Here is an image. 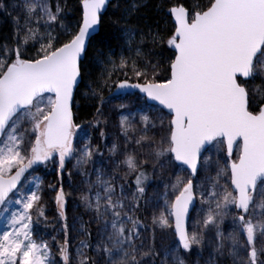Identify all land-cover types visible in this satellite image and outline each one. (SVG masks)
Returning a JSON list of instances; mask_svg holds the SVG:
<instances>
[{"label": "snow or ice", "instance_id": "obj_1", "mask_svg": "<svg viewBox=\"0 0 264 264\" xmlns=\"http://www.w3.org/2000/svg\"><path fill=\"white\" fill-rule=\"evenodd\" d=\"M109 6L129 55L98 50L93 76L85 58ZM143 7V0H79V19L69 27L67 0H0L13 24L11 38L0 41V264H264V0L172 5L166 39L158 24L154 30L138 22ZM165 43L172 50L166 67L158 58L163 49L157 52ZM130 89L157 102L159 114H141L135 124L121 115L125 140L136 150L110 170L90 173L87 166L103 153L90 141L75 143L82 127L74 118L76 96L101 115L107 105L129 109ZM117 151L114 143L110 152ZM50 163L58 177L47 185L55 191V223L44 182L34 175ZM70 164L84 177L79 199L90 213L79 229L67 215ZM168 173L146 242L138 213L151 203L150 179ZM49 227L56 232L50 240L41 234ZM155 228L171 230V242L161 237L157 244Z\"/></svg>", "mask_w": 264, "mask_h": 264}, {"label": "rangeland", "instance_id": "obj_2", "mask_svg": "<svg viewBox=\"0 0 264 264\" xmlns=\"http://www.w3.org/2000/svg\"><path fill=\"white\" fill-rule=\"evenodd\" d=\"M126 50V49H125ZM127 55H129L128 51L126 50ZM125 54V52L123 53ZM121 54L118 55L120 57ZM138 94H131L129 96V100L131 101V105L129 109H126L124 111H119L113 107V105H107L103 108L102 114L97 115L94 118V120L82 126L80 129L76 130V136H75V143L80 146L83 143L91 142L93 145L99 146L100 152L103 153L102 156H96L94 159L97 161L95 165L89 164L87 166V170L90 173L94 172V168L104 167L106 170H110L113 164L117 161V158L123 159V153L125 151L127 152H133L136 150V145L131 142H126L125 136L123 134V131L120 127V119L121 115H125L129 117V120L132 121L134 124L137 123L140 119L141 114H149L152 116L158 115V107L151 106L146 104L145 100L140 97V99H137ZM118 103V101L113 102ZM96 120L100 121V124L96 125ZM103 131L105 133V136L102 138L100 136V132ZM132 133H129V137H131ZM116 144L118 146L117 156H113L110 152V149L112 148L113 144ZM216 148L214 146H210V152L213 154V158H215ZM222 155V154H221ZM235 158V152L234 157ZM223 163V160H221ZM72 163H75L73 160ZM39 168V171L35 172L34 175L40 176L41 179L44 182V193H45V202L47 204V215L50 221H53L55 223V214H56V205L54 201L55 197V191H52L47 188V185L49 183L51 184H57L58 183V177L55 170V165L49 164L47 167L43 165L37 166ZM69 170L72 171V177L71 181H69V178L67 174L64 176L63 184L66 192L71 193V195L68 196V204H67V215H68V222L70 225L74 226V229H79L81 222H87L90 219V213H87L83 207V205L80 202V190L84 187L82 185L81 181L84 179L81 175H79L75 169L71 168V164L69 165ZM151 170V169H150ZM214 175V171L212 172ZM171 173H168L164 176L163 179H160L159 177H153L148 182V188H147V196L150 198L151 203L149 204V207L146 211H141L138 213L140 216L143 227L140 229L143 237L145 238L146 242H150L152 232H153V225H152V214L156 210V205L159 204L161 209L163 208V199H162V193L164 191V184L168 181V179L171 177ZM131 176L129 177V183H131ZM174 178V177H173ZM92 180H95V175L93 174L91 176ZM29 180H31V177H29ZM222 183L224 181H221ZM69 183H71V187H69ZM169 193L171 196V189H169ZM201 205L199 204V201L196 202V208L199 209ZM205 207V211L207 206ZM233 214H235V210L233 209ZM8 215V214H6ZM193 221L197 219L196 212L191 213ZM4 217L0 216V232L4 230ZM231 215L226 218L225 224L223 227L226 230V234L228 230H231ZM57 231L59 230V224L56 225ZM191 227V224H190ZM93 230L95 229V225H92ZM155 233L157 237V244L161 242V237L164 238L165 242H171L172 236H171V230H166L162 232L159 228H155ZM44 235L45 239L51 238V235H56V232L52 231V228L49 227L44 232L41 233ZM212 233L208 234V239H211ZM62 234L58 236V239L62 240ZM71 243L73 249H75L78 238L76 235V231L73 230L71 232ZM241 243H243V240H241ZM55 251V248L53 249ZM204 258H208V252L207 250L204 253Z\"/></svg>", "mask_w": 264, "mask_h": 264}, {"label": "trees", "instance_id": "obj_3", "mask_svg": "<svg viewBox=\"0 0 264 264\" xmlns=\"http://www.w3.org/2000/svg\"><path fill=\"white\" fill-rule=\"evenodd\" d=\"M6 3H10L11 0H5ZM115 2V0H111ZM128 3H131V0H127ZM145 7H143L138 14L144 19H140L138 22L141 25H151L155 30L156 25H159V31L162 35L167 38L168 30L172 28V21L169 16L166 14L167 9L176 4H192L199 3L201 6L206 5L208 0H143ZM163 6L162 8L160 6ZM68 12L66 14L65 23L69 27H74L77 20L79 19V13L77 11L79 7V0H67ZM11 11V9H9ZM16 15V13H13ZM115 10L109 6L104 15H103V24L98 28L97 33L94 35V39L91 40L88 46V55L85 58V63L89 66V71L93 76L98 72V66L96 64L97 52L98 50H103L105 53L111 52L114 54V58L119 59L118 55L125 52L124 55H127L126 50L123 48V42L118 31L112 26V19H114ZM134 22H136L134 20ZM12 19L7 14L0 12V41H5L11 38L12 35ZM163 49L162 56L158 57L162 59L163 66L166 67L168 63V58L171 56V49L167 48L166 43L157 48V52H160ZM131 77V73H129ZM121 75L119 79H123ZM131 82H135L134 78ZM88 83L86 79L79 85V91L82 93L85 91V84ZM107 91L105 96H107ZM75 113V122L81 126L91 123L95 116V108L90 104L81 99L79 95L76 96L75 104L73 107ZM149 173L151 170L149 169ZM133 177L131 178L132 181Z\"/></svg>", "mask_w": 264, "mask_h": 264}, {"label": "water", "instance_id": "obj_4", "mask_svg": "<svg viewBox=\"0 0 264 264\" xmlns=\"http://www.w3.org/2000/svg\"><path fill=\"white\" fill-rule=\"evenodd\" d=\"M97 31H98V29H97ZM97 31L95 33H93V36L97 33ZM113 91L115 92V89ZM127 91H128V93H131V94H138L140 97H142L145 100L146 104L151 105V106H156V107L159 108V105L157 104V102L147 100L146 98H144L142 93H138V90L130 89V90H127Z\"/></svg>", "mask_w": 264, "mask_h": 264}]
</instances>
